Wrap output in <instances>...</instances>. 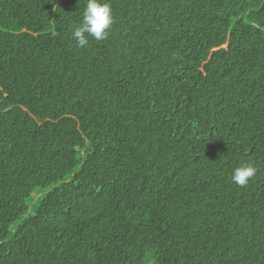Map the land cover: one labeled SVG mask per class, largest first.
<instances>
[{
    "label": "trees",
    "instance_id": "1",
    "mask_svg": "<svg viewBox=\"0 0 264 264\" xmlns=\"http://www.w3.org/2000/svg\"><path fill=\"white\" fill-rule=\"evenodd\" d=\"M108 2L0 0V264H264V0Z\"/></svg>",
    "mask_w": 264,
    "mask_h": 264
},
{
    "label": "clouds",
    "instance_id": "2",
    "mask_svg": "<svg viewBox=\"0 0 264 264\" xmlns=\"http://www.w3.org/2000/svg\"><path fill=\"white\" fill-rule=\"evenodd\" d=\"M114 24L112 7L108 0H85L82 21L73 27L72 39L78 47L84 48L89 38L104 41ZM257 169L250 163L241 164L232 170L231 180L243 187L256 175Z\"/></svg>",
    "mask_w": 264,
    "mask_h": 264
},
{
    "label": "rangeland",
    "instance_id": "3",
    "mask_svg": "<svg viewBox=\"0 0 264 264\" xmlns=\"http://www.w3.org/2000/svg\"><path fill=\"white\" fill-rule=\"evenodd\" d=\"M46 192H47V190H46ZM34 200H35V199H34ZM34 200H32V201L29 203V211H28L27 215H28V214H31L30 207L32 206L33 203H35V202H33Z\"/></svg>",
    "mask_w": 264,
    "mask_h": 264
}]
</instances>
